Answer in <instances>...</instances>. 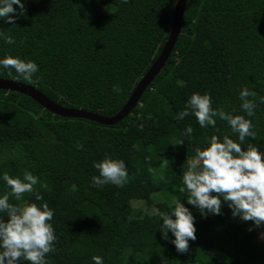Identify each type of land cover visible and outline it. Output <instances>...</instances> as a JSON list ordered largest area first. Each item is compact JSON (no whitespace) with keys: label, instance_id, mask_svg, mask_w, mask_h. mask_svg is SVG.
Wrapping results in <instances>:
<instances>
[{"label":"trees","instance_id":"1","mask_svg":"<svg viewBox=\"0 0 264 264\" xmlns=\"http://www.w3.org/2000/svg\"><path fill=\"white\" fill-rule=\"evenodd\" d=\"M177 0H27L26 15L0 28L16 39L0 41V57L34 60L36 86L59 104L103 116L121 110L170 36ZM18 7V6H16ZM24 39V43H21ZM8 70L0 77L12 79ZM13 75L15 72L13 70ZM119 86V93L113 91ZM256 93L252 120L264 145V0H187L181 34L163 69L140 103L120 122L107 125L63 117L18 91L0 89V175L39 177L35 186L54 210L57 241L50 264H264V240L252 222L232 216L203 217L181 193L185 160L211 135L238 140L226 121L201 128L193 115L177 120L194 92L209 93L213 108L246 115L239 91ZM191 125V136L183 130ZM183 141V143H181ZM83 143V150L76 145ZM246 147V144L244 145ZM264 151V148L261 149ZM126 162L123 187L91 185L93 162L105 155ZM10 191L0 180V195ZM163 200L157 204L154 194ZM39 204L33 193H25ZM134 200L156 206L136 215ZM182 201L193 212L196 240L178 253L161 238L157 211ZM11 203H19L10 197ZM21 264H27L22 261Z\"/></svg>","mask_w":264,"mask_h":264},{"label":"clouds","instance_id":"2","mask_svg":"<svg viewBox=\"0 0 264 264\" xmlns=\"http://www.w3.org/2000/svg\"><path fill=\"white\" fill-rule=\"evenodd\" d=\"M27 0H0V20L15 25L16 21L26 15ZM127 3L128 0H121ZM18 6V7H16ZM0 41L12 45L16 39L6 30L0 28ZM24 43V39H21ZM14 80L35 83L33 77L39 72V65L34 60H25L19 56L0 57V72ZM13 70L15 75H13ZM119 93L121 88L114 86ZM256 93L248 87L239 91L240 107L246 115L226 112L223 107L213 108L209 93L194 92L185 107L176 115L177 120L193 115L201 128L216 127L217 118L226 121L238 140L229 135L221 139L211 135L205 140L203 148L196 147L195 155L185 160L182 173L181 193H185L187 203L199 210L203 217L220 215L227 205L233 217L243 222H252L249 231L264 229V145L246 143L249 138H256L253 122L247 117L255 115ZM191 125L183 130L185 136H191ZM183 143V141L181 142ZM246 144V147L244 145ZM76 147L83 150L84 144ZM98 175L91 177L93 187L102 188L111 184L123 187L129 180V172L123 159L106 154L99 161L93 162ZM10 191L0 195V264H50L47 256L55 251L57 236L51 223L54 210L44 201V197L35 190L40 183L39 177L25 170L23 176L13 177L4 172L0 175ZM25 193H33L35 200L30 202ZM10 197L19 203H11ZM160 218L158 230L161 238L169 240L178 253L189 251V242L196 240V224L193 212L182 201H175L167 211H157ZM264 238V232H261ZM93 264H104L100 255L92 257Z\"/></svg>","mask_w":264,"mask_h":264},{"label":"water","instance_id":"3","mask_svg":"<svg viewBox=\"0 0 264 264\" xmlns=\"http://www.w3.org/2000/svg\"><path fill=\"white\" fill-rule=\"evenodd\" d=\"M186 3L187 0H177L175 6L173 27L170 36L165 44V47L163 48L157 60L150 67L149 71L141 78L140 82L136 86L125 106L116 114H113L111 116H103L91 110H86L83 108H72L61 105L57 101L49 97L47 94H45L43 91L38 89L36 86H32L12 79L0 77V89L8 91H18L20 93L28 95L40 105H42L45 109L63 117L85 118L107 125L116 124L123 120L126 116H128L140 103L143 93L155 79L157 74L163 69L169 57L171 56V53L182 31Z\"/></svg>","mask_w":264,"mask_h":264},{"label":"rangeland","instance_id":"4","mask_svg":"<svg viewBox=\"0 0 264 264\" xmlns=\"http://www.w3.org/2000/svg\"><path fill=\"white\" fill-rule=\"evenodd\" d=\"M163 196L160 193L154 194V200L157 204L159 201L163 200ZM133 206L136 209V215H143L144 213H154L156 211V206H147L146 203L142 200H134ZM260 241H263L264 238L261 237V232L259 233Z\"/></svg>","mask_w":264,"mask_h":264}]
</instances>
